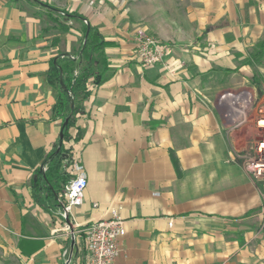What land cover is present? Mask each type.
<instances>
[{
  "label": "crops",
  "instance_id": "0c3cea01",
  "mask_svg": "<svg viewBox=\"0 0 264 264\" xmlns=\"http://www.w3.org/2000/svg\"><path fill=\"white\" fill-rule=\"evenodd\" d=\"M40 1L49 8L0 0V264H83L79 227L113 209L126 228L117 264H226L228 253L237 264H264V226L242 218L260 203L258 186L229 159L231 137L242 132L220 103L247 80L264 100V64L242 62L264 38V0ZM50 8L97 26L112 70L89 83L70 129L71 139L81 136L66 143L88 175L71 223L36 202L32 188L62 130L50 63L76 55L83 38L80 20ZM138 29L171 44L164 63L140 64Z\"/></svg>",
  "mask_w": 264,
  "mask_h": 264
},
{
  "label": "built area",
  "instance_id": "2783aa9c",
  "mask_svg": "<svg viewBox=\"0 0 264 264\" xmlns=\"http://www.w3.org/2000/svg\"><path fill=\"white\" fill-rule=\"evenodd\" d=\"M134 40V55L144 66L164 63L172 52L171 44L161 41L144 29L136 31ZM220 103L227 105L228 114L232 116L238 128L249 126L253 130V153L245 162V169L258 186L264 213V103H257L254 92L246 86L227 89L222 93ZM77 133L75 130L71 140L75 139ZM63 167L71 177L64 191L59 193L58 202L63 206L62 214H68L70 217L74 215L75 208L84 202L88 175L84 165L74 154L68 155ZM78 232L83 235L87 248L83 264H117L121 252L119 239L126 234V228L124 220L118 216L115 209L112 210L110 218L89 222L80 226ZM71 262V258L65 260L67 264Z\"/></svg>",
  "mask_w": 264,
  "mask_h": 264
},
{
  "label": "trees",
  "instance_id": "16d2710c",
  "mask_svg": "<svg viewBox=\"0 0 264 264\" xmlns=\"http://www.w3.org/2000/svg\"><path fill=\"white\" fill-rule=\"evenodd\" d=\"M36 2L35 0H31ZM50 15L59 13L63 19H75L82 22L81 45L77 54H59L52 59L50 69L47 73L48 83L56 87L59 91L58 99L53 106V117L59 119L63 125L68 119V123L63 130L62 140H58L53 149L47 154L42 166L35 171L32 179L33 196L36 202L47 210L57 211L62 215V208L58 202V195L64 191L65 185L70 180V174L64 169L63 162L69 155V149L66 143L71 139L70 129L76 122L78 115L85 112L83 101L92 93L89 83L93 82L96 86L104 83L112 74L108 67V56L103 33L97 26L88 24L85 18L78 13L60 14L61 11L47 9ZM59 21L58 18H55ZM63 29L67 25L60 24ZM85 41V45L83 43ZM249 56L244 60L252 64L264 55V40L253 48L249 49ZM61 79L64 81L67 89L61 86ZM74 101L73 113L70 115L71 101ZM81 134L79 133L77 138ZM45 168V169H44Z\"/></svg>",
  "mask_w": 264,
  "mask_h": 264
},
{
  "label": "rangeland",
  "instance_id": "374dc122",
  "mask_svg": "<svg viewBox=\"0 0 264 264\" xmlns=\"http://www.w3.org/2000/svg\"><path fill=\"white\" fill-rule=\"evenodd\" d=\"M264 40V38L262 39ZM262 40L258 41L256 44H254L252 47L248 48L249 49L253 48L254 46H256L258 43H260ZM249 56V52L248 55L243 58L242 62L245 64H250V63H246L244 62V60L246 58H248ZM261 64H264V55L260 57L259 60L253 61L252 64L253 66L259 67L261 66ZM256 74V78L259 81H262L263 77L261 73H255ZM248 85H254V83L250 80H247V82H244L242 84V86H246L248 87ZM240 86V84H239ZM232 89L236 88V86H231ZM258 90V89H257ZM258 93L260 94V91L258 90ZM255 95V94H254ZM256 100L257 103H264V100H260L259 97L256 96ZM240 129V128H239ZM242 130L241 134H237V136L231 137L232 138V145L229 147L230 153H229V159H233L235 161H238L241 164V167L244 171V174H246V176L250 179V181H252L254 183V179L252 178V176L250 175V173L245 169V162L247 161V159L251 156V154L253 153V148H252V144H251V140L253 138V130H251V128L249 126L240 129ZM255 203V200L252 201V204ZM242 218L244 219H249L252 220L253 223H255L258 226H264V213H262V206H261V201L260 203H255L253 205V208L248 209L246 211L243 212V216ZM250 251V248H248V252ZM235 255H233V253H228V257H227V262L226 264H237L236 259L234 258ZM220 264H223L222 262ZM248 264V263H247Z\"/></svg>",
  "mask_w": 264,
  "mask_h": 264
},
{
  "label": "water",
  "instance_id": "95a60500",
  "mask_svg": "<svg viewBox=\"0 0 264 264\" xmlns=\"http://www.w3.org/2000/svg\"><path fill=\"white\" fill-rule=\"evenodd\" d=\"M35 1L38 2V3L41 4V5H43V6L49 8V6H48L47 4L41 2L40 0H35ZM51 9H52V8H51ZM61 14H65V13H64L63 11H61ZM85 22L89 24L88 20H86V19H85ZM84 45H85V41H84V43H83V46H84ZM60 83H61V86H62L63 89H67V87H66V85H65V83H64V81H63L62 79H61ZM70 107H71V112H70V115H71V114L73 113V109H74V101H73V100H72L71 103H70ZM67 123H68V119H66V120L64 121L63 125H62V130H61V133H60V140H62V138H63V130H64V128L66 127ZM60 206H61V208L63 209V206H62L61 204H60ZM62 216H63V217L69 222V223H71V222H70V217H69L68 214H62ZM65 264H67V263H65Z\"/></svg>",
  "mask_w": 264,
  "mask_h": 264
}]
</instances>
